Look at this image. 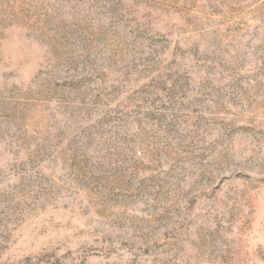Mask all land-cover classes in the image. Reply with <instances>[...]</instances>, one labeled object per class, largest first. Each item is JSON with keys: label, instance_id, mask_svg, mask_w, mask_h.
I'll list each match as a JSON object with an SVG mask.
<instances>
[{"label": "rangeland", "instance_id": "1", "mask_svg": "<svg viewBox=\"0 0 264 264\" xmlns=\"http://www.w3.org/2000/svg\"><path fill=\"white\" fill-rule=\"evenodd\" d=\"M0 264H264V0H0Z\"/></svg>", "mask_w": 264, "mask_h": 264}]
</instances>
